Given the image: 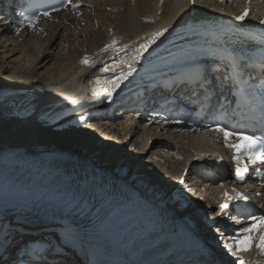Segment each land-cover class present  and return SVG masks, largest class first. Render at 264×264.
Returning <instances> with one entry per match:
<instances>
[{"label": "bare ground", "instance_id": "6f19581e", "mask_svg": "<svg viewBox=\"0 0 264 264\" xmlns=\"http://www.w3.org/2000/svg\"><path fill=\"white\" fill-rule=\"evenodd\" d=\"M262 1L252 2L244 25L231 20L243 0H70L61 11L23 26L0 14V170L55 173L85 192L75 204L64 195L0 186V231L6 230L8 242L0 264L12 258L9 249L19 243L20 228L24 238L35 240L31 231L71 215H77L85 255L99 260L113 254L122 264H162L187 249L229 264H264L256 247L263 223L233 230L255 227V239L237 240L248 247L240 252L237 242L226 249L231 238L216 228L218 219L227 220L220 205L240 190L230 175L220 181L213 176L214 166L230 167L225 147L176 131L154 110H133L146 109L155 76L130 80L113 93H103L100 84L153 58L183 52L192 41L224 39L251 48L243 34L227 27L252 30ZM176 71L171 74L177 79ZM136 160L143 168L132 172ZM61 190L56 183L49 187V193ZM256 201L264 206V198ZM89 204L93 214L85 211ZM63 262L84 264L69 257Z\"/></svg>", "mask_w": 264, "mask_h": 264}, {"label": "snow or ice", "instance_id": "6c2138e0", "mask_svg": "<svg viewBox=\"0 0 264 264\" xmlns=\"http://www.w3.org/2000/svg\"><path fill=\"white\" fill-rule=\"evenodd\" d=\"M196 0H191V3L195 4ZM223 2V0H222ZM250 2V0H249ZM249 14L248 10L245 9L244 12L241 15H238L236 17L237 20H243L245 19V17ZM261 23H264V21H261ZM31 26V25H30ZM153 43L155 42V40L152 41ZM144 50H146L147 45L143 46ZM86 62V61H85ZM114 87L116 85H113ZM216 131L222 132L224 134L225 137V143L227 146L231 147L234 150V155L232 156V160L237 164V168H236V177L238 180H242L243 179V175L242 173H246L247 172V167H244L243 169L239 166L240 165V161L242 158L250 160L254 165L255 164H261L264 165V142H260L258 137H249L248 138V144L245 146L244 149H240L239 144L235 143V144H228V137L230 135H235L233 133H229L227 131H225V129L223 128H218L216 129ZM237 141L240 139H244V137L242 136H236ZM242 199H247L246 197H241ZM221 210H224L227 208V204H221L220 205ZM262 221H264V218H261ZM246 232L249 233L248 237H246V241L247 240H251V239H255L254 237H252V232L255 231V227L253 228H249L245 230ZM258 243L256 244V247L260 249L261 254H264V235L259 236L258 238ZM241 243H245V241H238L237 245H236V251L240 252V251H248V247H241ZM230 246L225 244V248L228 249ZM240 264H244L243 261L240 262Z\"/></svg>", "mask_w": 264, "mask_h": 264}, {"label": "rangeland", "instance_id": "374dc122", "mask_svg": "<svg viewBox=\"0 0 264 264\" xmlns=\"http://www.w3.org/2000/svg\"><path fill=\"white\" fill-rule=\"evenodd\" d=\"M123 119H126V117H123ZM141 145H143L142 143H141ZM148 146V145H147ZM116 150H114V153H117V151H118V149L117 148H115ZM147 148H145V150H146ZM121 150V149H120ZM141 157V156H140ZM140 160V159H139ZM139 160H136V162H134V161H132V163L134 164L133 165V170H132V172H134L136 169L137 170H139L140 168H143V165H142V167L139 165L138 166V163H139ZM106 164H108V163H106ZM126 164H128L127 162L124 164L125 165V167H127V165ZM128 166H131V164L129 163V165ZM190 177L189 176H187V179H189ZM187 184H188V181H187ZM180 192H182V191H179V192H177L174 196L176 197H174L175 198V200L176 199H178V196L180 195L179 193ZM180 199V198H179ZM192 199V198H191ZM199 218H200V216H199ZM203 232H205V230L203 229ZM227 245H229V246H231L232 248H233V246L232 245H230V244H228V243H226ZM230 248V247H229Z\"/></svg>", "mask_w": 264, "mask_h": 264}]
</instances>
